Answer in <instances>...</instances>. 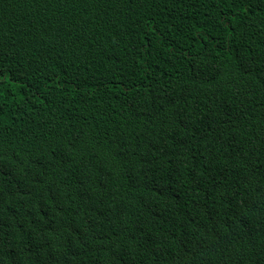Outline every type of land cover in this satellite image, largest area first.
Wrapping results in <instances>:
<instances>
[{"label":"trees","instance_id":"trees-1","mask_svg":"<svg viewBox=\"0 0 264 264\" xmlns=\"http://www.w3.org/2000/svg\"><path fill=\"white\" fill-rule=\"evenodd\" d=\"M0 264H264V0H0Z\"/></svg>","mask_w":264,"mask_h":264}]
</instances>
